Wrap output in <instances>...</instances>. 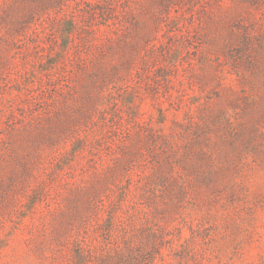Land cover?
<instances>
[{
  "label": "rangeland",
  "instance_id": "rangeland-1",
  "mask_svg": "<svg viewBox=\"0 0 264 264\" xmlns=\"http://www.w3.org/2000/svg\"><path fill=\"white\" fill-rule=\"evenodd\" d=\"M46 1L0 0V264H264V0Z\"/></svg>",
  "mask_w": 264,
  "mask_h": 264
},
{
  "label": "trees",
  "instance_id": "trees-1",
  "mask_svg": "<svg viewBox=\"0 0 264 264\" xmlns=\"http://www.w3.org/2000/svg\"><path fill=\"white\" fill-rule=\"evenodd\" d=\"M40 3H42V5H44L47 1L46 0H38ZM24 18L23 17H19L16 19L17 23L19 22H23ZM26 20H28L26 18ZM17 24H14V26H16ZM115 219H117V221H121V223L119 225H122L123 223H125V221L127 222V219H123L121 220L118 217H114V216H109L108 217V226L110 225V223L112 224V222H115ZM131 224V223H130ZM131 227V226H130ZM126 241H130L129 238H124L121 240V242H119V244H117L116 247V254L115 256H111L110 253H102L99 254L96 257V260L99 261L100 264H142V260H141V252L137 249V245L135 246V244H130L125 243ZM121 243H124L125 247H121ZM85 264V263H84Z\"/></svg>",
  "mask_w": 264,
  "mask_h": 264
}]
</instances>
